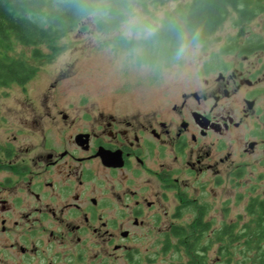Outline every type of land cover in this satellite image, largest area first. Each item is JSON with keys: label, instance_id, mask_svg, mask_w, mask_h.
Segmentation results:
<instances>
[{"label": "flooded vegetation", "instance_id": "af4514ba", "mask_svg": "<svg viewBox=\"0 0 264 264\" xmlns=\"http://www.w3.org/2000/svg\"><path fill=\"white\" fill-rule=\"evenodd\" d=\"M230 45L126 101L27 109L30 134L0 140V264L86 262L92 236L110 256L167 217L211 228L221 185H264V45Z\"/></svg>", "mask_w": 264, "mask_h": 264}, {"label": "rangeland", "instance_id": "374dc122", "mask_svg": "<svg viewBox=\"0 0 264 264\" xmlns=\"http://www.w3.org/2000/svg\"><path fill=\"white\" fill-rule=\"evenodd\" d=\"M179 5L171 1L158 9H151L165 16ZM236 41L246 46L264 45V13L251 22H241L238 14L232 10L223 25L204 42L188 43L184 39L182 53L181 48L180 51L169 53L166 42L152 39L129 48L125 43L128 41L120 36L118 29L107 33L98 32L92 17L85 19L77 29L58 42L61 51L56 54L42 46L41 51L46 55L32 59V48L13 43L11 55L25 58L38 67L39 72L25 86L14 84L0 89V140L12 139L16 135H24L21 137L24 138L30 134L22 128L21 121L28 116L26 110L44 97L52 98L51 103H58V108L70 113L92 107L95 101L107 104L114 100L119 102L121 97L126 101L137 96V92L149 84L147 80L153 70L157 74L169 71V64L181 69L193 68L199 59L209 60L220 50L231 48L230 44ZM29 126L32 127V124ZM256 188L258 190L255 191ZM216 192L214 211L206 218L210 220L213 231L225 224L241 221L243 225L249 221L246 209L252 198L264 195V185L250 182L235 186L227 181ZM194 219L189 215L177 220L167 217L158 228H130L132 235L124 242L126 250L116 251L110 256H96L101 249V242L98 237L92 236L91 257L86 262L78 260V264H187L189 256L183 249H165L171 229L167 227L170 224L189 227ZM218 247L215 244L209 253L213 264L218 258ZM110 251H114L112 247Z\"/></svg>", "mask_w": 264, "mask_h": 264}, {"label": "trees", "instance_id": "16d2710c", "mask_svg": "<svg viewBox=\"0 0 264 264\" xmlns=\"http://www.w3.org/2000/svg\"><path fill=\"white\" fill-rule=\"evenodd\" d=\"M171 1L180 5L164 16V26L152 38L166 42L169 53L180 51L184 39L188 43L207 40L232 10L241 22H251L264 13V0H144L143 6L147 12L149 8L158 9ZM108 4L110 8L100 0H0V89L14 84L25 86L39 72L38 67L25 58L11 55L13 43L32 48V59H40L46 55L41 51L42 46L53 54L61 51L58 42L85 19L92 17L100 33L115 31L122 19L120 4L118 0H108ZM143 42L125 43L133 48ZM246 211L250 220L243 225L238 221L213 231L210 224L199 217L198 222L188 228H171L165 249H183L189 256L187 264H213L209 253L218 244L214 264H264V200L253 198Z\"/></svg>", "mask_w": 264, "mask_h": 264}, {"label": "clouds", "instance_id": "9594fccd", "mask_svg": "<svg viewBox=\"0 0 264 264\" xmlns=\"http://www.w3.org/2000/svg\"><path fill=\"white\" fill-rule=\"evenodd\" d=\"M105 7L110 8L108 0H100ZM120 4V16L118 31L120 36L128 42H140L151 40L164 26V16L162 13L154 12L149 8L144 9V0H118ZM97 8L100 4L96 5ZM107 16V12L103 13ZM184 47L181 48V53Z\"/></svg>", "mask_w": 264, "mask_h": 264}]
</instances>
